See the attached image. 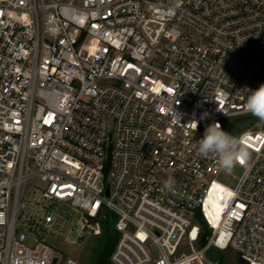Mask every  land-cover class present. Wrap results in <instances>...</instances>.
<instances>
[{"label": "built area", "instance_id": "built-area-1", "mask_svg": "<svg viewBox=\"0 0 264 264\" xmlns=\"http://www.w3.org/2000/svg\"><path fill=\"white\" fill-rule=\"evenodd\" d=\"M260 84L264 0H0V264H86L42 234L60 207L76 239L111 225V264H264ZM214 122L249 152L232 188L198 155ZM197 213L212 233L181 252Z\"/></svg>", "mask_w": 264, "mask_h": 264}, {"label": "rangeland", "instance_id": "rangeland-1", "mask_svg": "<svg viewBox=\"0 0 264 264\" xmlns=\"http://www.w3.org/2000/svg\"><path fill=\"white\" fill-rule=\"evenodd\" d=\"M241 170L237 167L231 173L221 174L218 180L223 184L234 187L236 179ZM63 216L53 231H43L42 234L47 243L51 245L56 254L62 258L70 257L78 259L86 264H95L97 255L101 252L104 245L103 224H100V233L93 234L91 228H85L81 232L82 237L76 239L79 233L78 221L80 214L69 211L65 207H60ZM203 224L193 221L180 248L181 252H192L205 246L213 229V219H207L204 214H199ZM208 263L214 264H237L240 256L231 249L219 251L213 247L208 248L205 253Z\"/></svg>", "mask_w": 264, "mask_h": 264}, {"label": "clouds", "instance_id": "clouds-1", "mask_svg": "<svg viewBox=\"0 0 264 264\" xmlns=\"http://www.w3.org/2000/svg\"><path fill=\"white\" fill-rule=\"evenodd\" d=\"M245 108L264 123V84H260L255 90H250ZM193 127L197 128V123ZM197 151L202 158L217 159L220 168L226 173H231L237 165H245L249 159V152L243 140L224 131L218 122L209 124L205 128L204 135L198 142ZM175 183L173 178H169L165 181L164 188L172 191Z\"/></svg>", "mask_w": 264, "mask_h": 264}, {"label": "trees", "instance_id": "trees-1", "mask_svg": "<svg viewBox=\"0 0 264 264\" xmlns=\"http://www.w3.org/2000/svg\"><path fill=\"white\" fill-rule=\"evenodd\" d=\"M196 221L203 224L201 217L199 213L196 214ZM103 224V231H104V245L101 250V252L97 255L95 259V264H111L110 262V254L113 249V245L115 244V241L117 239V234L112 231L111 225L108 223H102ZM237 264H247L244 260L239 259Z\"/></svg>", "mask_w": 264, "mask_h": 264}, {"label": "water", "instance_id": "water-1", "mask_svg": "<svg viewBox=\"0 0 264 264\" xmlns=\"http://www.w3.org/2000/svg\"><path fill=\"white\" fill-rule=\"evenodd\" d=\"M56 261V257H53L51 264H54Z\"/></svg>", "mask_w": 264, "mask_h": 264}, {"label": "snow or ice", "instance_id": "snow-or-ice-1", "mask_svg": "<svg viewBox=\"0 0 264 264\" xmlns=\"http://www.w3.org/2000/svg\"><path fill=\"white\" fill-rule=\"evenodd\" d=\"M171 91V90H170ZM241 207H243L242 205H241Z\"/></svg>", "mask_w": 264, "mask_h": 264}]
</instances>
